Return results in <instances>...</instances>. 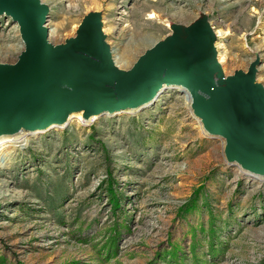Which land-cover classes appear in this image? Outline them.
<instances>
[{"label": "rangeland", "instance_id": "1", "mask_svg": "<svg viewBox=\"0 0 264 264\" xmlns=\"http://www.w3.org/2000/svg\"><path fill=\"white\" fill-rule=\"evenodd\" d=\"M42 2L56 45L100 13L125 70L174 23L205 14L224 73L255 65L264 87V0ZM20 28L0 14V63L26 49ZM83 113L4 145L0 264H264V181L228 160L226 139L203 131L181 86L147 107ZM195 195L197 207L183 213Z\"/></svg>", "mask_w": 264, "mask_h": 264}, {"label": "water", "instance_id": "2", "mask_svg": "<svg viewBox=\"0 0 264 264\" xmlns=\"http://www.w3.org/2000/svg\"><path fill=\"white\" fill-rule=\"evenodd\" d=\"M42 0H0V14L21 26L26 49L16 63H0V136L21 128L62 124L72 111L118 112L153 102L168 85L186 86L210 134L227 139L230 162L264 174V87L248 72L226 75L215 32L205 14L150 47L129 70L119 69L103 33L102 16L90 12L61 44L44 27Z\"/></svg>", "mask_w": 264, "mask_h": 264}, {"label": "bare ground", "instance_id": "3", "mask_svg": "<svg viewBox=\"0 0 264 264\" xmlns=\"http://www.w3.org/2000/svg\"><path fill=\"white\" fill-rule=\"evenodd\" d=\"M43 4H45V3H43ZM45 5H46V4H45ZM222 33H225V31L218 32V35H221ZM111 55H112V52H111ZM217 56H218V55H217ZM218 58H220V56H219ZM218 58H217L218 63H219V65L221 66L220 62H222V58H220V59H218ZM113 60H114V59H113ZM219 61H220V62H219ZM114 63H115L116 66L119 65V62H116L115 60H114ZM117 67H118V66H117ZM221 67H222V69H224L223 66H221ZM118 68H119V67H118ZM167 86H169V85H168L167 83H165V85H164V86L160 89V91L157 93V95H156V99L159 98V96H160L161 93L165 90V88H166ZM180 86L182 87V89H183L185 95H186L187 98H188L189 106L191 107V109H192V110L194 111V113H195L196 110H194V108H193L194 96H192V93H191V91L189 90V88H187L186 86H183V85H180ZM180 86H179V87H180ZM151 103H152V102H150V103H149V102L144 103V104H142L141 106H139V107H137V108L147 107V106H149ZM137 108H133V109H137ZM74 112H76V111H72V112L69 113V117L67 118L66 121H64V123H66V122L69 120V118L72 116L71 114L74 113ZM108 113H111V112L108 111V112H104V113H95V114H93V115L91 116V119H90V120H93V118H97V114L99 115V114H108ZM195 114H197V113H195ZM197 116L200 118L199 121H200L201 124L203 125L202 118H201L198 114H197ZM81 119H83V120L87 119V117H85V114H84V116H82V114H81ZM64 123H62V124H57V125H64ZM53 125H56V124H51L50 126H53ZM50 126H49V128H50ZM47 128H48V127H47ZM47 128H46V129H47ZM22 129H24V128H21V129H20V132L17 133V134H19V136H18V137L15 136V138H12V136H13V135H16V134H10V133H6V134H3V135L0 136V154H1V152L3 151V149L5 148L4 145L6 144V142L10 141V142H14V143H16V142H21V141H23V140H26V141H27L26 135L28 136V135H30V134L35 133V132L38 131V130H43V129H35V130H28V129H25V130H27V132H24V131H21ZM202 129H203V131L209 133V132L205 129V125L202 126ZM216 135H217V134H216ZM13 137H14V136H13ZM19 140H20V141H19ZM21 144H23V143H21ZM21 144H20V146H21ZM226 145H227V139H226V142H225V148H226ZM233 163H236L237 166H239L240 168H242V169L246 172L247 176H248L249 178H251L252 180H255V181L257 180V181H260V182L264 181V174L259 173V172H253V171H251V170H248V169L242 167V165H240V164L237 163V162H233Z\"/></svg>", "mask_w": 264, "mask_h": 264}, {"label": "trees", "instance_id": "4", "mask_svg": "<svg viewBox=\"0 0 264 264\" xmlns=\"http://www.w3.org/2000/svg\"><path fill=\"white\" fill-rule=\"evenodd\" d=\"M197 199L198 198L196 197V195L192 197L186 204H184V206L181 208V211H183V213H186V211H190L197 207ZM114 201L115 203H117V205L119 204L116 198L114 199ZM174 249L176 250L177 248L175 247Z\"/></svg>", "mask_w": 264, "mask_h": 264}]
</instances>
